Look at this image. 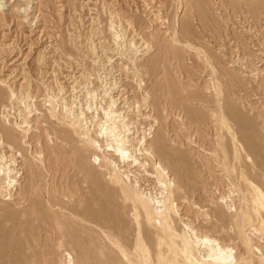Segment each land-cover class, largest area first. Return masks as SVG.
Listing matches in <instances>:
<instances>
[{"label": "rangeland", "instance_id": "374dc122", "mask_svg": "<svg viewBox=\"0 0 264 264\" xmlns=\"http://www.w3.org/2000/svg\"><path fill=\"white\" fill-rule=\"evenodd\" d=\"M131 38L140 47L132 62ZM105 94L174 179L177 234L190 236L182 219L233 247L238 264H258L221 197L231 191L237 211L246 197L254 217L246 233L264 255V216L253 212L248 185L264 193V0H0V132L10 156L2 162L15 181L6 188L0 177V264H138L130 204L94 162L100 153L62 124L67 102L95 138L112 101ZM48 95L57 97V118ZM154 185L147 179L143 188ZM141 223L152 264L185 263L179 240L144 215ZM159 240L167 242L160 250Z\"/></svg>", "mask_w": 264, "mask_h": 264}, {"label": "bare ground", "instance_id": "6f19581e", "mask_svg": "<svg viewBox=\"0 0 264 264\" xmlns=\"http://www.w3.org/2000/svg\"><path fill=\"white\" fill-rule=\"evenodd\" d=\"M111 28H112V26H111ZM124 38H125V31L124 30L121 29L120 32L114 33L115 45L118 46V48L120 46H122L121 41L124 40ZM147 48H148V46H147ZM139 49H140V47H138L137 44L134 42V39L131 38L129 40V42L125 45L124 52L127 53L125 56H127V58L129 56L128 59L132 62L134 57L137 55V53H139ZM47 87H49V86L47 85ZM217 88H218V86H217ZM218 91H219V88H218ZM110 95L111 94H105V96H109V97H110ZM11 97L13 100L19 99V98H17V95L15 94V92L13 90H11ZM110 99L112 101L110 104H108L107 110H103L105 122H103L104 123L103 125L101 123V128H100L99 132L96 134L95 138L91 134L92 133V130L90 129L91 127L89 126L88 121L86 120L83 112H79V113L75 112L72 105L68 104L67 102L64 103V105H63L64 117L62 118L63 119L62 124L64 126H66L68 129H70L73 132V134L78 137L81 144H83L86 147H91L94 151L100 153V158L94 156V158H93L94 162L98 163V165H97L98 167H100V168L102 167L101 169H104L105 171H107V177L108 178L107 177L106 178L108 179V181H110V183L113 186L118 187L120 189L121 194L123 196L122 199H124L125 203L130 204L132 211H133L132 219H133L134 223L136 224V228H137L136 229L137 230L136 241H135V254H134L136 257V260H137L136 262L138 264H152V262L150 260L149 250H148L146 242L143 238L142 229H141V227H142L141 218H142V215H144V218H145L147 224L150 227L151 226L154 227L158 232H160L161 235H163V237L164 236L167 237L166 239L169 238L170 241H172L174 244H175L176 240L180 241V247L178 248L179 252H177V253H180L181 257L179 255L178 256L180 258H182L186 264H236V262L241 258L240 256L243 253L245 254V252H244L245 250H246L247 254H249V256L259 254V257L257 258V260H258L257 263L258 264H264V255L262 254L261 249H259V247L258 248L253 247V244H251V243L254 242L256 245V242L254 240H253V242H252V240H250V237H249L250 232L248 234L246 233L248 228L250 227V225L252 223L251 220L254 217L252 219L250 217V213H249V207L250 206L248 205L250 203H248L246 197L243 196V194H242V197L240 196V194H238L241 197V198L239 197V199H241V201H240L241 204L238 203L239 204L238 209H239L240 205H241V207L238 211L235 210L234 205H230V203L235 200L234 198H233V200L230 199L232 197V195H230L231 191H229L230 194H228L229 196H227V197H224V196L221 197L222 195L220 196L221 197V203H223L224 204L223 207L226 208V209L224 208L225 211L228 214H230V213L235 214L234 215L235 224L233 226L236 225V227H238V229L240 231H242V233H243L242 239L240 238L242 240V242H240V243L243 244V247H245V250L243 249L244 251L242 254H240V256H238L240 258L237 259V261H235V258H234V254H236V252H235L236 250H233V247L232 248H231V246L226 247V246L222 245L220 240H217L214 238L212 239L211 237L206 236V234L205 235L199 234L196 230H194L192 228V225H190L188 223H184V221H182V219H180L181 225L185 231L190 233V236H188V238L186 236H181V235H179L181 232L179 234H177V232L171 227L173 217H176V216L179 217V215H178L179 209H178L177 205H174L175 199H173L174 198L173 192H174V188H175V185L173 183L174 179H173V181H171V179L169 178V176L171 177V175H169V172L167 171V169L164 168L162 163L152 153L153 151L151 152L146 147L147 136L146 137L145 136L134 137L136 135V133L132 132L133 128L131 127L132 126L130 124L131 122L128 121L127 116H125L124 113H121L120 109L118 111L114 110L115 109L114 108L115 100L113 97H110ZM20 100H22V99H20ZM56 100H57V97L53 96V95H51V96L48 95L47 100H46V102L48 103V106L51 109V114L55 118L58 117V115L56 114V109L58 106L56 103ZM136 110H137V112H139V106H137ZM223 116L222 115L220 116V120H221V123L225 125L227 123L226 122L227 120H225L226 117L224 118ZM62 119L60 121H62ZM216 121H218V120L216 119ZM22 124L27 126L28 123L26 124V122H22ZM15 126L18 129H21V130L23 129L22 128L23 125L21 126L18 123H16ZM228 129L230 130V128H228ZM23 132H24V136L26 137L28 134V130L24 129ZM125 133H127V134H125ZM148 135H150V134H148ZM99 139L104 140V142H103V143H105L104 149L100 145V143L98 141ZM232 140H234V137H232ZM23 142H26V141H23ZM23 144H25V143H23ZM6 148H7V146H6V142H5V136L3 133L0 132V150L2 151V155L0 156V177H2V179H4V183H6V188H7V187H11L15 183V181L13 179H11L12 177H10V175H14V174H12L14 169L13 170L7 169L9 164L7 165V163L2 162V161H5V159L10 158V156H7L8 151L7 152L5 151ZM223 152H224V150H223ZM141 156H144L151 161L152 173H149L145 169V167L147 165L145 164V162L143 160H140V159H142V158H139ZM112 157H116L117 161H114L112 159ZM235 159L236 160L238 159L237 153H235ZM6 161H8V159ZM145 161H147V160H145ZM11 162H12V164H14L13 160H11ZM1 163H3V164H1ZM8 168H10V166ZM11 169H12V167H11ZM101 169H99V170H101ZM225 169H226V167H225ZM145 179L146 180L148 179L149 181L152 180L155 183L154 187L156 186L158 188V190L155 191V188L153 189L151 187H150L151 190L148 189L149 191L144 189L143 184L146 182ZM242 179H244V177ZM228 180H229V177H228ZM2 182H3V180H2ZM247 184H248V182H247ZM149 185H150V182L148 183V186ZM248 185L250 186V189H251L250 191L252 192V195H253L252 199L250 198L251 204L253 205L252 207H254L253 212H256V214L259 215L260 218H262L264 216V193L259 188L255 187L254 185H252V184H248ZM234 189H236V188H234ZM5 190H7V189H5ZM238 190H239V188H238ZM240 190H241V188H240ZM240 190L238 193L242 192ZM2 191H3V189H2ZM233 191H235V190H233ZM3 192H5V191H3ZM6 192L8 193V191H6ZM8 194L10 196V193H8ZM244 194H245V192H244ZM4 196L5 195H3V197ZM9 196L7 197V194H6L5 198L7 197V199L9 198V200H10ZM140 210L142 211V214H141ZM261 220H260V222H261ZM254 221H255V219H254ZM233 223H234V221H233ZM236 227H234V228H236ZM254 229H255V227H254ZM234 230H236V229H234ZM238 233H239V231H238ZM259 233H260V231H259ZM103 234L105 235L104 237H106V239L108 240L109 239L107 237L108 234H105L102 232V235ZM181 234H183V233H181ZM155 235H156V233H155ZM184 235H186V234H184ZM238 235H240V234H238ZM252 235L253 234H251L250 236L252 237ZM238 238H239V236H238ZM158 239H161V238H158ZM165 240H164V242H166ZM112 241H114V240H112ZM164 242L162 240H159V243L157 242L158 245H156V244L155 245H156V247L158 246V248L159 247L161 248V245L163 246ZM172 242H168V244L169 243L172 244ZM109 243H110V241H109ZM111 244H112V246L116 247L118 250H121L123 247V246L121 247V245L118 242H114V243L112 242ZM166 244H167V242H166ZM166 244H164V246ZM173 245L170 246V244H169L168 246L173 247ZM177 245H179V244L177 243ZM160 248H159V250H160ZM174 248H175V250L177 249V247H174ZM159 250H158V252H159ZM122 251L124 252V250H122ZM174 254H176L175 251H174ZM161 255H162V253H161ZM249 256H246V258ZM135 257H132V258L134 259ZM174 258H175V256H174ZM68 259H70V258H68ZM248 259H250V258H248ZM164 260H163V262H164ZM158 261L156 262L157 264H158ZM161 261H162V259H161ZM170 261H172V260H170ZM248 261H250V260H248ZM71 262H69V264H71ZM130 262H132V261H130ZM73 263H75V262H73ZM185 263H183V264H185ZM238 263L239 262H237V264ZM248 263L252 264L251 262H248ZM66 264H68V263H66ZM168 264H170V263H168Z\"/></svg>", "mask_w": 264, "mask_h": 264}]
</instances>
